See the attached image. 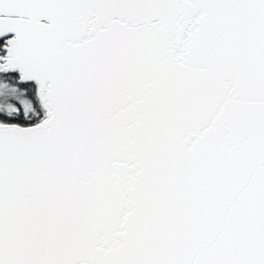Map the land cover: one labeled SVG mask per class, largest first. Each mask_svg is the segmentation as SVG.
Instances as JSON below:
<instances>
[{"label": "snow or ice", "instance_id": "6c2138e0", "mask_svg": "<svg viewBox=\"0 0 264 264\" xmlns=\"http://www.w3.org/2000/svg\"><path fill=\"white\" fill-rule=\"evenodd\" d=\"M0 264H264V0H0Z\"/></svg>", "mask_w": 264, "mask_h": 264}]
</instances>
